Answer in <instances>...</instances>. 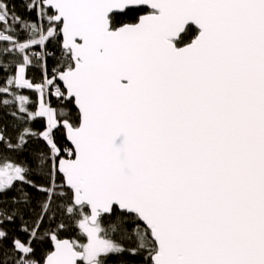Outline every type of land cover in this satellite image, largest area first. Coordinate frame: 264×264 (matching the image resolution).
<instances>
[{"label":"snow or ice","instance_id":"obj_1","mask_svg":"<svg viewBox=\"0 0 264 264\" xmlns=\"http://www.w3.org/2000/svg\"><path fill=\"white\" fill-rule=\"evenodd\" d=\"M0 264H264V0H0Z\"/></svg>","mask_w":264,"mask_h":264},{"label":"trees","instance_id":"obj_2","mask_svg":"<svg viewBox=\"0 0 264 264\" xmlns=\"http://www.w3.org/2000/svg\"><path fill=\"white\" fill-rule=\"evenodd\" d=\"M13 2L15 3H19V0H13ZM143 13H136L135 16H138V15H142ZM134 15H125L122 17L123 20L125 21H132L134 18H135Z\"/></svg>","mask_w":264,"mask_h":264}]
</instances>
